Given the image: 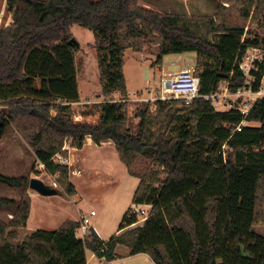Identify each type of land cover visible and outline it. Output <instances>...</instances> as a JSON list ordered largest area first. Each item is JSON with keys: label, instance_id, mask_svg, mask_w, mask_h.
<instances>
[{"label": "trees", "instance_id": "trees-1", "mask_svg": "<svg viewBox=\"0 0 264 264\" xmlns=\"http://www.w3.org/2000/svg\"><path fill=\"white\" fill-rule=\"evenodd\" d=\"M221 1L213 16H192L161 13L138 0H6L12 22L0 29V139L12 127L69 196L76 190L68 165L54 160L66 155L65 139L76 149L86 138L111 141L139 179L132 203L151 207L142 225L124 230L136 219L128 208L123 231L107 240L93 228L77 237L79 223L70 219L19 240L16 228L30 211L29 179L0 174V184L23 189L17 200L0 197V206H15L8 222L0 219V264H87L88 251L112 260L118 244L156 264H264V234L255 230L264 225V95L246 116L216 110L202 97L156 99L154 109L141 102L134 130L126 115L124 52L145 44L157 46L156 64L167 54L194 52L200 94L221 81L231 92L244 85L239 62L249 48L264 55V43L245 37L243 24H231L223 3L251 20L264 0ZM74 24L94 35L102 101L79 100ZM249 75L251 89L264 90V61H255Z\"/></svg>", "mask_w": 264, "mask_h": 264}, {"label": "rangeland", "instance_id": "rangeland-1", "mask_svg": "<svg viewBox=\"0 0 264 264\" xmlns=\"http://www.w3.org/2000/svg\"><path fill=\"white\" fill-rule=\"evenodd\" d=\"M138 3L161 13L213 16L217 6L222 1L138 0ZM223 5L228 9L225 11L224 17L231 24H243L245 37H256L261 43H264V10L257 11L255 18L250 20L241 17L237 6L231 8L228 3H223ZM71 32L78 43V48L74 54V63L79 100L80 102L102 101L104 96L100 92L98 63L93 46L94 35L86 27L77 24L71 26ZM255 49L258 51L259 61H264L261 48H249L245 51L244 62L250 64L249 58L246 57L255 54ZM157 52V46L148 44H145L140 52H134L131 49L124 52L123 73L128 92L126 115L132 130L135 129L137 122V119L133 117L135 107L141 102H149L151 108L154 109V101L160 99L161 78L163 76L160 67L162 65L166 68V72L178 70L183 66L195 70L197 57L194 52L168 54L163 58V62L156 64ZM172 62L173 65H171ZM251 82L252 79L249 78L247 84L242 86L249 91H246L247 94L242 96L232 94L227 87V81L219 82L216 89V100L214 101L216 110L229 109L238 99L236 97L242 99L255 98V95L252 94L254 91L251 89ZM260 95H264L263 89L257 94L261 97ZM119 97L117 93L113 95L115 100H118ZM19 137L21 136L19 135ZM22 141L24 142V155H20L16 148H7L6 151L0 152V174L6 176L23 175L27 176L28 179L36 177L46 185L54 187L57 194L44 196L32 190L34 194L31 201V214L25 228L28 231L23 230L20 234L18 233L19 240L37 229L52 230L58 228L64 219L76 216L75 206L82 210L81 213H88L91 209L96 211V215L91 217V223L103 238L113 235L118 230L128 208V213H130L135 207V204L132 203V195L139 179L128 174L126 166L119 159L118 152L111 141L102 142L99 145L92 142V144H87L78 150L70 145L71 140L69 138L65 139L63 149L66 150V155L58 153L54 156V160L68 165V179H72L78 190L77 195L70 197L56 183L55 174L52 175L45 171L43 165L38 164L34 158L32 149L23 139ZM224 149L226 151V147ZM145 166L149 170L156 168L147 162ZM76 175H79L80 178H76ZM24 189L28 193L29 187L26 186ZM22 192L23 189H19L20 195ZM7 193H9L7 187L0 184V196H6ZM148 208L145 207V209ZM127 229L130 228L125 230ZM255 230L264 234V225H257Z\"/></svg>", "mask_w": 264, "mask_h": 264}, {"label": "built area", "instance_id": "built-area-1", "mask_svg": "<svg viewBox=\"0 0 264 264\" xmlns=\"http://www.w3.org/2000/svg\"><path fill=\"white\" fill-rule=\"evenodd\" d=\"M255 54H252L249 58L250 64L243 61V58L245 57V53L242 57L241 62H239V68L243 71L246 79L244 85L247 84L248 79L250 78L249 71L251 68L254 67L255 61H259L258 51L255 49ZM174 63L172 62L171 65ZM199 76L196 74L194 69H189L187 67H180L178 70L170 71L166 74H163L161 78V95L160 99H182L185 103L192 102L197 97H202L205 100H210L211 105L213 108L216 109L214 101L216 100L217 92L216 90L210 94H200L199 93ZM243 85V86H244ZM263 89V88H261ZM260 89V90H261ZM260 90L254 91L252 94H254L255 98H238L235 103L230 108L239 110V112L242 114V116H246L249 109L251 108L254 101L259 97L257 94L260 93ZM241 91V92H240ZM246 91H248L245 87L239 88L237 91L232 92V94H236L235 96H242L244 94H247ZM249 92V91H248ZM257 93V94H256ZM246 124L245 120H242L237 126L236 130H240L241 126ZM145 207H149L148 209H145ZM151 205L150 204H135V207L130 211V214L135 215V221L131 224L127 225L125 228H133L137 227L139 225H142L143 221L146 219L149 209ZM96 215V211L91 209L88 213H81L79 216V225L76 228V236L79 238H87L90 229L92 228L91 223V217ZM101 251H103V248H100ZM110 260H107V258L102 255L100 257V262L102 264H114L110 263Z\"/></svg>", "mask_w": 264, "mask_h": 264}, {"label": "crops", "instance_id": "crops-1", "mask_svg": "<svg viewBox=\"0 0 264 264\" xmlns=\"http://www.w3.org/2000/svg\"><path fill=\"white\" fill-rule=\"evenodd\" d=\"M11 22H12L11 14L8 13L7 10H6V0H0V29L3 28V27L8 26ZM175 54H177V53H175ZM164 57H165V55L162 57V62H163V58ZM160 69H161L160 72L162 74L168 73V72H166L167 70H166V68L163 65L160 67ZM253 123H255V124H253ZM251 124L258 125L257 122H251ZM87 144H89V145L92 144V140L90 138H86V141L84 142L82 148L85 145H87ZM23 145H24V142L22 141L21 137H19V135L17 134V132L15 130H13V129H11L9 127V128H7L4 136L0 139V152L2 153L3 151H6L7 148L8 149H12V148L15 149L16 148V151L20 155H24ZM82 148H80V149H82ZM38 164H40V163H38ZM76 178H80L79 175H76ZM70 181L75 186V190H76L75 194H73V195H77L78 190L76 188V185L72 181V179ZM7 192H9V193H7L6 196H0V197L12 199V200L19 199L20 194H19V189L18 188L7 187ZM28 194L30 196L29 216H28V219H27V222H26L25 226L16 228V231L19 234L23 230H26L25 228H26V226L28 224V221H29V218H30V214H31V201L33 200V194H34L32 189L29 188ZM53 195H56V194H53ZM44 196H47V195H44ZM72 201H75V200L72 199ZM75 203H76V201H75ZM75 203H72V204H75ZM60 209H62V207H60ZM14 210H15V206H0V219L2 221H4V222H8L10 220ZM75 211H76V216L74 218H66L63 221H65L67 219L78 221L79 214H81L82 210L77 208V206H75ZM62 222L60 223V225L62 224ZM92 228H93V230L95 231V233L97 234V236L99 238H101L103 240H107L110 237V236H108L107 238H103V236L99 233V231L97 230V228L93 224H92ZM26 231H28V230H26ZM121 231H123V229L116 230L114 234H118ZM24 236H26V235H24ZM20 240H22V238H20ZM109 262L110 263H114V264H156L148 256V254L143 253V252L131 253L130 252V248L128 246H126V245H123V244H118L115 247V257L112 260H110ZM87 264H102V263L100 262V257L96 256L93 252L88 251L87 252ZM106 264H108V263H106Z\"/></svg>", "mask_w": 264, "mask_h": 264}, {"label": "water", "instance_id": "water-1", "mask_svg": "<svg viewBox=\"0 0 264 264\" xmlns=\"http://www.w3.org/2000/svg\"><path fill=\"white\" fill-rule=\"evenodd\" d=\"M75 41L74 38H72ZM28 187L41 195H53L57 194V190L54 187L46 185L43 181L36 177H31L28 182Z\"/></svg>", "mask_w": 264, "mask_h": 264}]
</instances>
